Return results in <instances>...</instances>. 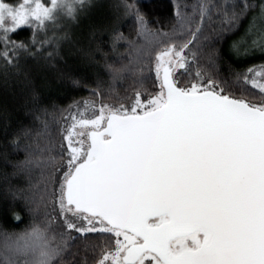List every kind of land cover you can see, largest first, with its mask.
Returning a JSON list of instances; mask_svg holds the SVG:
<instances>
[{"label": "snow or ice", "instance_id": "6c2138e0", "mask_svg": "<svg viewBox=\"0 0 264 264\" xmlns=\"http://www.w3.org/2000/svg\"><path fill=\"white\" fill-rule=\"evenodd\" d=\"M90 2L0 0V75L5 84L11 77L20 85L0 95L5 134L25 96V115H51L41 102V82L83 84L72 68L58 65L92 62L100 51L98 29L74 38L61 19L77 21V8ZM121 6L141 39L127 40L112 27L113 50L126 41L129 59L105 67L113 82L131 76L130 92L106 96L98 81L93 99L60 110L55 134L44 121L37 133L42 143L23 144L25 158L16 163L30 175L33 152H40L42 187L30 185L23 199L57 238L56 264H66L70 247L72 264H264V63L232 71L229 62V76H221L215 46L251 11L246 35L255 32L252 47L264 52V0H172L167 31L149 27L137 0ZM214 15L219 30L207 32ZM22 26L30 36L14 39ZM230 49L239 56L238 41ZM30 135L21 126L10 143L18 149ZM16 199L17 191L6 189L0 218L22 222ZM14 237L0 232V264H28L30 235Z\"/></svg>", "mask_w": 264, "mask_h": 264}, {"label": "trees", "instance_id": "16d2710c", "mask_svg": "<svg viewBox=\"0 0 264 264\" xmlns=\"http://www.w3.org/2000/svg\"><path fill=\"white\" fill-rule=\"evenodd\" d=\"M4 2L16 4L22 2V0H4ZM189 5L196 3L197 0H184ZM225 0H213L214 4L221 5ZM239 2V0H237ZM260 0H256L259 4ZM138 6L142 13L151 22L149 27L160 28L167 31L174 17V9L172 8V0H137ZM252 12H248L240 21L239 25L231 32L225 33L224 38L216 43V47L221 50L223 59L220 61L219 73L221 76H229V62H231V70L237 71L246 69L252 65H258L264 63V52L259 48L248 47L247 53L240 49L239 56L233 54L230 49V45L233 42H237L245 34L249 27V21L251 19ZM61 25L63 29L70 32L75 38L79 37L90 26H95L98 31L96 36L98 37L97 43L100 46V51L96 52L95 59L86 65L81 63L77 67L72 60H68L67 64L61 62L59 67L72 68L73 74L78 76L83 84L78 88H72L66 81L49 80L39 84V91L41 96L42 105L47 108L48 113L51 115H45L40 113L39 119H34L32 116L25 115L26 101L30 103L28 97L25 96L19 100L15 108L12 110L11 126L7 134H5L3 124L0 122V203L4 202L6 196V189L11 188L17 191V199L15 201V210L18 211L22 217V222H16L10 218H0V228L8 230L20 229L23 225L27 224L32 218V215L28 212L23 196L29 191L30 185L34 186V189H39L41 185V173L40 167L41 155L39 151L33 152L34 163L31 166V174H25L16 168V163L22 161L25 158V152L23 150V144L31 143L34 145L41 144L42 141L37 133H43V123L48 121L50 125V131L55 134L57 131V122H61V109L66 108L69 104H72L74 100L81 99H93L91 96V90L97 88V82H100L101 91L107 96L109 94L113 96H123L127 91L130 92V86L134 81L131 76L126 75L123 80H117L113 82L110 77L109 71L105 65L111 64L114 67H119L118 57L123 58V62L127 63L129 59V48L126 41H119L116 45L115 51L111 44V28L116 27L127 40L139 41L141 38L137 36L136 25L134 19L124 15L123 7L121 6V0H91V2L83 9L77 8V21L72 22L66 18L61 19ZM220 21L214 15L211 24L206 29L207 32H211L215 27L219 30ZM48 34L51 36L54 34L53 30H49ZM59 34V30L55 32ZM30 36V30L27 26H22L15 34L13 38L16 40L27 39ZM215 40V37H213ZM253 49V50H252ZM61 55H65L68 52V45L66 42L61 44ZM76 53L73 50V58ZM67 59V56H66ZM201 63L207 67V61L202 60ZM211 70V69H209ZM20 85L14 78H9L8 83L5 84L4 78L0 75V95H3L7 90L9 94L19 90ZM111 90V93H109ZM67 116V113H63ZM24 126L31 130V135L27 139H21V147L13 148L10 141L12 133L19 127ZM11 202V201H9ZM37 215L42 217L40 210H37ZM76 249L70 247L68 252L64 256L66 264H72V260L76 257L71 256L69 253L74 252Z\"/></svg>", "mask_w": 264, "mask_h": 264}, {"label": "clouds", "instance_id": "9594fccd", "mask_svg": "<svg viewBox=\"0 0 264 264\" xmlns=\"http://www.w3.org/2000/svg\"><path fill=\"white\" fill-rule=\"evenodd\" d=\"M0 232H13L16 237L29 236L34 246L28 253V264H56V256L53 249L57 238L50 231L48 223L41 216H34L20 229L8 230L0 228ZM14 237V238H16Z\"/></svg>", "mask_w": 264, "mask_h": 264}, {"label": "rangeland", "instance_id": "374dc122", "mask_svg": "<svg viewBox=\"0 0 264 264\" xmlns=\"http://www.w3.org/2000/svg\"><path fill=\"white\" fill-rule=\"evenodd\" d=\"M260 27H261V22L257 21V25H256L257 30H259ZM253 39H258V36L255 32L252 34H247V35L245 32V34L238 41L239 42V49H241L245 52V50L248 49V47H252V40ZM253 48H258V47H253Z\"/></svg>", "mask_w": 264, "mask_h": 264}]
</instances>
